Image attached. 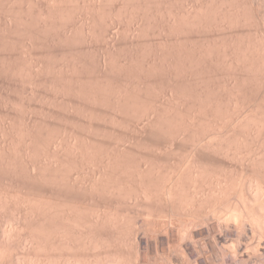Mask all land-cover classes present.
<instances>
[{
    "label": "rangeland",
    "instance_id": "374dc122",
    "mask_svg": "<svg viewBox=\"0 0 264 264\" xmlns=\"http://www.w3.org/2000/svg\"><path fill=\"white\" fill-rule=\"evenodd\" d=\"M0 264H264V0H0Z\"/></svg>",
    "mask_w": 264,
    "mask_h": 264
},
{
    "label": "bare ground",
    "instance_id": "6f19581e",
    "mask_svg": "<svg viewBox=\"0 0 264 264\" xmlns=\"http://www.w3.org/2000/svg\"><path fill=\"white\" fill-rule=\"evenodd\" d=\"M220 224V223H219ZM224 224V223H223ZM240 225H242V223L240 224ZM222 226V225H221ZM243 227V226H242ZM228 230V229H227ZM209 231V230H208ZM227 233V232H226ZM202 234V233H201ZM219 240H220V243L221 244H226V242H227V239L226 238H224L223 236H220L219 237ZM235 249V248H234ZM233 248H232V250H234ZM241 251H243V250H241V248L240 249H237V250H235V252L237 253V254H239L241 257H242V253H241ZM234 252V251H233ZM236 253H234L233 254V257H237V255H236ZM245 253V252H244ZM236 255V256H235ZM246 255V254H245ZM239 256V257H240ZM236 259V258H235ZM240 260L242 259V258H239Z\"/></svg>",
    "mask_w": 264,
    "mask_h": 264
}]
</instances>
